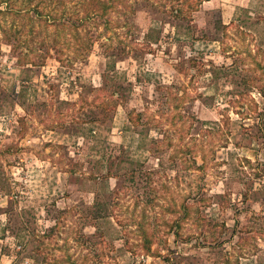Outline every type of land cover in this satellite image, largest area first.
<instances>
[{
  "label": "rangeland",
  "instance_id": "374dc122",
  "mask_svg": "<svg viewBox=\"0 0 264 264\" xmlns=\"http://www.w3.org/2000/svg\"><path fill=\"white\" fill-rule=\"evenodd\" d=\"M163 2L0 15V264H264V0Z\"/></svg>",
  "mask_w": 264,
  "mask_h": 264
},
{
  "label": "trees",
  "instance_id": "16d2710c",
  "mask_svg": "<svg viewBox=\"0 0 264 264\" xmlns=\"http://www.w3.org/2000/svg\"><path fill=\"white\" fill-rule=\"evenodd\" d=\"M17 1L18 0H0V15L12 13L16 16L23 13V10L27 7L33 10L38 20L43 21L47 26L50 23L59 27L62 26L63 35L66 36L68 33H71L77 41L78 46L88 51L91 50L92 44L89 42L88 38H84L83 33L80 31V27L85 24L87 19L92 17L103 19L105 20V25L113 27L112 24H114V20H112L111 14L117 5L123 2V0H84L86 2L84 6L85 12L80 16L78 13L73 14V12L66 11V0H40L41 2L38 1L34 5L27 4V6L22 4L23 2L19 4ZM206 1L209 0H166V2H163L161 5L163 6L164 12H167L168 7V11L171 12L170 15L177 21L190 18L192 22L193 16L187 13L194 12ZM57 3H59V5H57ZM4 4L6 8L2 7ZM53 4L54 6H52ZM56 7L61 8V11L58 12ZM69 13H72L71 16H68L69 22L71 21L72 15H75V19H77L75 24H70L67 21L61 22ZM117 23L120 24L119 22ZM67 25H69L70 28H66ZM124 25H127L126 21ZM66 30H68V32H66ZM27 54L28 52L24 53L23 57H26Z\"/></svg>",
  "mask_w": 264,
  "mask_h": 264
},
{
  "label": "crops",
  "instance_id": "0c3cea01",
  "mask_svg": "<svg viewBox=\"0 0 264 264\" xmlns=\"http://www.w3.org/2000/svg\"><path fill=\"white\" fill-rule=\"evenodd\" d=\"M2 256H3V257H2V262H3V264H4V260H5L4 257H7V255H3V254H2Z\"/></svg>",
  "mask_w": 264,
  "mask_h": 264
}]
</instances>
